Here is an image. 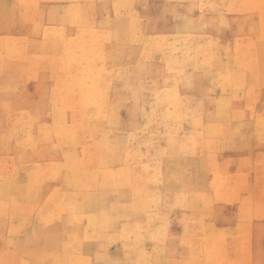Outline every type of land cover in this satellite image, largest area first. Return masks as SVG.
<instances>
[{
  "label": "rangeland",
  "instance_id": "obj_1",
  "mask_svg": "<svg viewBox=\"0 0 264 264\" xmlns=\"http://www.w3.org/2000/svg\"><path fill=\"white\" fill-rule=\"evenodd\" d=\"M263 73L264 0H0V264H162L166 149L207 125L198 101L263 98L248 76ZM80 154L84 190L65 174ZM211 241L201 257H229Z\"/></svg>",
  "mask_w": 264,
  "mask_h": 264
},
{
  "label": "crops",
  "instance_id": "obj_2",
  "mask_svg": "<svg viewBox=\"0 0 264 264\" xmlns=\"http://www.w3.org/2000/svg\"><path fill=\"white\" fill-rule=\"evenodd\" d=\"M83 4L80 3V8ZM85 8L83 6L82 10ZM248 76L249 81L256 84L253 90H259L263 95L264 76L261 83L259 78ZM27 101L36 103L37 100L30 98ZM193 107V119L207 125L191 133L190 144L182 142L181 146L167 148L166 152L173 150L176 157L160 167L162 217L169 211L177 212V218L172 216L170 224L172 242L160 246L167 252L162 264H264L263 258H257L260 255L257 251L264 250L259 222L253 213L249 214L256 210V188L261 180L259 156L264 153V96L251 99L245 95L238 101L225 100L224 104L198 101ZM30 110L31 114H41L34 108ZM52 160L48 155L33 158V161L46 162L45 167ZM85 160V155L80 154L76 164L73 160L67 161L65 173L73 179V187L83 190L95 186L85 176ZM34 165L36 162H33V169ZM181 198L185 202L169 210V203L176 204ZM198 211L206 224L202 233L189 221ZM256 238L259 242L254 241ZM216 239L223 240L229 257L218 260L207 254L201 257L199 250L211 249V240L214 241L212 248L218 249ZM168 251H172V256L176 252L183 258H169Z\"/></svg>",
  "mask_w": 264,
  "mask_h": 264
}]
</instances>
